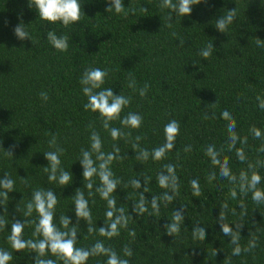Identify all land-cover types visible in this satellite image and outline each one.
I'll use <instances>...</instances> for the list:
<instances>
[{
    "label": "trees",
    "instance_id": "obj_1",
    "mask_svg": "<svg viewBox=\"0 0 264 264\" xmlns=\"http://www.w3.org/2000/svg\"><path fill=\"white\" fill-rule=\"evenodd\" d=\"M162 0H123L124 6L136 9L135 15L126 18L113 10L107 12L108 0H81L85 12L77 24L64 27L59 22L49 25L39 18L36 9L29 8V0H0V177L7 172L15 181V191L9 193V225L0 232V248L13 254L11 264H34L35 253L15 252L7 241L11 220L25 218L16 211L31 198L36 188H51L57 194L56 222L61 214L76 223L73 195L76 188H83L82 167L78 159L81 148L90 147L89 124L100 133L104 151H112L113 143L118 144L126 158L114 161L112 170L123 183L114 196L117 207H124L133 216L129 229H134L133 239L128 230L121 229V235L111 240L101 237L98 232L87 233V224L79 222L78 246H90L101 240L114 248L123 257V247L129 245L134 252L131 264H264V204L257 205L239 193L236 185L219 176L218 167L212 165L205 155L206 146L215 144L217 150L224 146L220 159L229 160L233 174L239 176L247 170V162L241 163L235 150L228 151V121L221 118L227 109L235 118L236 132L247 144L237 143L244 148L247 160L255 163L264 160V153L258 149L262 139H254L250 128L255 125L264 132V110L258 106L257 96L264 99V48L258 47L255 38L264 40V0H208L194 5L190 16L180 17L172 13V26L168 27L170 10L161 9ZM175 2V0H174ZM141 7L147 12L141 11ZM236 8L237 18L229 25L226 33L215 28L216 19ZM23 21L34 43L19 40L14 27ZM54 30L58 36H69V49L60 52L47 40V31ZM172 33L176 35L173 36ZM180 40L184 45L180 46ZM208 43H213L212 55L205 60L200 55ZM99 67L106 69L109 76L103 87H111L114 94L131 96L128 112H137L144 118L139 130L124 128L145 137L140 146L151 150L164 143L163 128L172 119L180 122V135L176 147L168 153L167 159L156 162L151 158L141 164L132 150V142L113 141L101 126L98 113L86 111L83 105L87 97L80 83L85 69ZM135 77L136 88L128 87L129 74ZM145 83L150 85L146 97L138 90ZM47 92L44 101L41 92ZM215 119H205V114ZM113 127H122L119 121ZM50 133L57 138L59 146L65 149L60 157L62 167L73 173L72 184L61 188L50 183L44 167L48 166L44 152L51 150ZM15 145L14 157L5 150ZM190 152H184L185 146ZM5 149V150H4ZM166 163L176 165L180 178L179 196L172 204L160 202V214L138 217L132 212L133 201L139 199V192L131 186L124 188L134 177H151L145 197L160 196L161 189L156 176ZM216 172V179L209 181L208 174ZM262 177L258 186L264 189V167L258 169ZM26 178L30 187L22 179ZM191 179H198L202 189L200 197L192 196ZM96 184H99L98 178ZM237 188V199L230 196V189ZM128 197V198H127ZM95 200V203H92ZM243 200L241 209L238 205ZM227 202L228 223L235 231L234 223H243L240 229L241 247H246L255 236L258 246L250 253L232 256L234 245L231 238L224 236L218 216L220 205ZM93 222L97 227L104 225L106 201L99 194L89 198ZM184 205L185 220L177 236L166 234L164 225L171 223L173 211ZM235 209V214H233ZM148 205V212H152ZM246 211V214L243 212ZM3 208L0 207V214ZM7 218V217H6ZM33 212L32 217L36 219ZM199 224L205 227L206 239L193 238L192 229ZM34 225L25 227V238H33ZM86 237V238H85ZM217 249V255H213ZM48 258L55 259L49 254ZM106 257L89 259L88 264H105Z\"/></svg>",
    "mask_w": 264,
    "mask_h": 264
},
{
    "label": "clouds",
    "instance_id": "obj_2",
    "mask_svg": "<svg viewBox=\"0 0 264 264\" xmlns=\"http://www.w3.org/2000/svg\"><path fill=\"white\" fill-rule=\"evenodd\" d=\"M109 7L106 8L107 12L115 11L118 15H123L125 18L129 15H135L136 9L133 7H125L123 0H108ZM208 0H162L159 7L161 9L167 8L170 10L168 15V27L172 26V13L180 17L190 16L192 13V7L194 5H200L201 3H207ZM29 8H35L38 12V16L41 20L47 21L49 25L56 23L62 24L64 27H68L72 24H77L85 16V12L81 5V0H29ZM141 11L147 12V9L141 7ZM237 18L236 8L228 10L226 15L220 16L216 19L215 28L220 33H226L229 25H231ZM14 35L21 41L29 39L34 43L33 37L26 30L25 24L21 20L14 29ZM47 40L53 46L54 49L60 52H67L69 49V36H58L54 30L47 31ZM175 36V33H172ZM258 47L264 48V40L255 38ZM184 45V41L180 40V46ZM213 43H208L200 51L201 57L207 60L213 53ZM109 76V72L106 69L99 67H89L83 72L80 83L83 86L82 91L87 102L83 105L86 111L90 110L94 113H98L101 118V126L107 131L113 141L124 140L126 143L131 140L132 150L135 152V159L141 164L147 162L149 158L153 161L159 162L167 159V155L176 147L177 138L180 135V122L176 119L170 120L164 125V143L151 150L140 146V141L145 137L142 135H136L134 140L132 139L131 131H124V128L139 130L144 124V118L137 112H128L122 116V113L126 107L131 104V96H125L123 94H114L111 87H103ZM128 87L137 90L135 77L129 74ZM150 85L145 83L142 88L138 90L139 95L143 98L146 97ZM40 97L42 100L47 101L49 99L47 92H41ZM258 106L264 110V99L257 96ZM215 113L209 116L205 114V119H215ZM221 118L228 121V151L235 150L236 157L241 163L247 162V170H241L239 176L233 174L229 167V160L225 157L220 159L221 153L224 151V146L221 145L219 150L215 144L206 146L205 155L211 160L212 165L218 167L219 176L227 179L230 184L236 185L239 189V193L246 196L251 193L252 201L261 205L264 204V189L258 187L261 184L262 177L259 174L258 169L264 167V160L257 159L255 163L247 160L244 148H237L238 142L247 144V137L243 139L236 132V121L232 114L225 109L221 113ZM119 121L122 127H113L112 122ZM90 129V147L81 148L80 158L78 161L82 167V176L84 183L83 188L88 190L87 197L82 188H76L73 195L74 212L76 217V223L73 224L69 216L61 214L59 216L58 223L56 222V208L59 204L57 194L51 188H36L31 192V198L28 200L23 209L16 205V211L21 213L25 218L23 221L18 219L11 220L10 234L7 236V241L11 246V249L15 252L22 253H35L34 264H88V261L92 257L104 256L106 257L105 264H131V258L134 255L133 249L129 245H125L122 249L123 257L117 253V251L111 246H106L101 240H97L90 246H78V231L79 222L85 221L87 224V233H97L101 237H106L111 240L114 237L121 235V229L128 230V235L133 239L136 236L134 229H129V223L133 220V216L126 212L124 207H117V201L114 196L116 190L123 183L121 178L116 177L112 170V164L114 161H122L126 158L125 154H121L118 144L113 143L112 151H104V142L100 133L89 124ZM254 139L264 140V132L261 129L253 125L249 130ZM51 139L49 140V148L51 150L44 152L45 159L48 161V166L44 167L45 173H47V179L50 183L54 182L61 188L72 184L73 173L62 167L60 157L64 154L65 149L57 143V138L54 134L50 133ZM2 148V147H0ZM3 149V148H2ZM15 145L10 146L5 150V154L13 158ZM184 152H190L191 146H185ZM258 152L264 153V144L258 149ZM216 172L211 171L208 174L207 179L209 181L216 179ZM141 179L134 177L124 184V188L131 186L135 190H141L139 192V199L133 201L132 212L138 217L143 216L145 213L151 217L154 214H160V202L163 201L165 206L172 204L180 192V178L176 172V165L172 163H166L163 165L160 172L156 176L157 183L161 189H165L160 196H152L151 201L145 197V193L149 192L147 184L151 180V177L147 175H141ZM98 178L99 184H96ZM22 182L26 187H30V184L26 178L21 177ZM190 185L192 188V196L200 197L202 195V189L198 179H191ZM15 191V181L10 175L5 172L0 177V207L3 208V213L0 214V232L7 229L9 225L8 218V203L11 199L9 193ZM99 194L100 198L106 201L107 210L105 211L104 225L97 227L93 222L92 210L89 204V198ZM230 196L233 200L237 199V188L230 189ZM128 198V197H127ZM95 203V200H92ZM151 205L152 212H148V205ZM241 209L245 208L243 200L238 204ZM184 205L179 210L173 211L171 223H166L164 228L166 234L169 236H177L181 232V223L184 222L185 211ZM221 211L218 216V222L220 224L221 231L224 236L230 237V243L234 245L232 249V256H239L241 253H250L258 246V240L255 236L248 242L246 247H241L239 241L241 239L240 229L243 227V223H234L236 230L234 231L228 223H225L227 219L226 212L228 210V203L225 201L220 205ZM33 212L37 214L36 219H28L32 217ZM235 214V209H233ZM246 214V211L242 213ZM7 217V218H6ZM34 225V231L32 232L33 238H25V227ZM193 238L199 241L206 239L205 227L197 224L192 229ZM86 238V237H85ZM217 249H214L213 255H217ZM49 254L54 256L55 259L48 258ZM13 261L12 252L0 248V264H11ZM228 264H231V260H228Z\"/></svg>",
    "mask_w": 264,
    "mask_h": 264
}]
</instances>
